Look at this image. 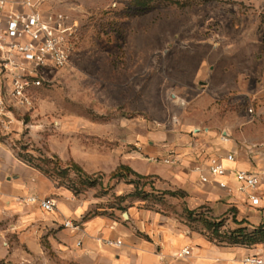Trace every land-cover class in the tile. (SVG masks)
I'll return each mask as SVG.
<instances>
[{
	"label": "rangeland",
	"instance_id": "rangeland-1",
	"mask_svg": "<svg viewBox=\"0 0 264 264\" xmlns=\"http://www.w3.org/2000/svg\"><path fill=\"white\" fill-rule=\"evenodd\" d=\"M34 1L44 13L67 14L77 24L78 37L69 61L43 76L29 104L8 100L13 115L6 128L0 126L14 154L50 171L58 164L51 176L39 171L93 202L92 215L112 204L120 220H128L125 212L145 209L174 216L220 247L244 254L256 248L229 240L239 225L232 210L202 207L189 214L178 187L157 175L136 187L119 180L122 193L132 194L119 201L112 185L118 179L110 178L114 170L88 173L78 160L116 162L114 144L89 132L96 126L118 127L121 138L133 136L128 144L139 159L177 173V160L163 158H177L178 133L208 144V130L248 121L250 107L264 111L257 99L264 88V0H152L145 6L138 0ZM71 162L94 183L85 185L86 177ZM67 167L68 174L59 173ZM219 221L218 233L209 224ZM6 237L0 248L6 247L12 259L0 261L72 264L62 261L46 233L40 246L22 242L12 231Z\"/></svg>",
	"mask_w": 264,
	"mask_h": 264
},
{
	"label": "crops",
	"instance_id": "crops-1",
	"mask_svg": "<svg viewBox=\"0 0 264 264\" xmlns=\"http://www.w3.org/2000/svg\"><path fill=\"white\" fill-rule=\"evenodd\" d=\"M257 99L263 102L264 108V88ZM247 113L248 121L239 119L228 123L219 132L215 128L208 130L212 138L208 144L199 139L194 142L178 133L177 173L166 169L163 174L166 171L163 167L139 159L129 146L133 136L126 133L127 136L121 138L118 127L109 130L96 126L89 132L114 144L111 153L117 158L116 162L103 157L95 163L81 160L78 163L88 173H110L118 165L126 164L139 174L153 175V178L157 175L166 179L167 186L178 187L187 209L206 207L216 213L232 210L239 220L238 227L253 228L264 223V177L257 191L259 204L253 205L238 190L234 173L239 169L260 171L264 168V121L252 119L248 110ZM223 132L229 135L227 140L222 139ZM3 133L0 126V246L8 243L6 234L12 231L18 233L22 242L37 246H40V236L46 233L52 249L62 261L72 264H243L241 259L246 255L264 256V244H258L245 254L244 251L236 252L212 243L174 216L158 212L136 209L130 214L125 212L128 220H120L115 212L117 207L111 204L92 215L93 202L55 184L19 159ZM229 153L234 154L233 160L227 158ZM213 155L221 157L229 170L220 178L228 183L229 190L220 188L216 181L203 183L195 170L198 166L205 169ZM118 182L112 183L118 190L116 196H127L122 201L131 198V191L122 193L123 187ZM32 195L54 198L55 210L45 213L38 203L26 201ZM67 219L74 220L78 228L65 227L63 223ZM107 240H121L122 243L115 245ZM184 248L190 249L189 255H180ZM6 251V247L0 248V258L12 259Z\"/></svg>",
	"mask_w": 264,
	"mask_h": 264
},
{
	"label": "built area",
	"instance_id": "built-area-1",
	"mask_svg": "<svg viewBox=\"0 0 264 264\" xmlns=\"http://www.w3.org/2000/svg\"><path fill=\"white\" fill-rule=\"evenodd\" d=\"M77 24L65 13H44L34 0H0V124L6 128L13 115L7 106L8 100L29 104L30 92L42 85V78L51 70L65 65L75 48ZM252 119L264 121V111L254 107L248 108ZM9 117V118H8ZM8 118V121L5 119ZM229 135L222 133V139ZM229 160L234 154H227ZM174 155L163 158L165 163L176 161ZM203 183L216 181L220 188L229 190L228 183L221 180L229 170L221 157L213 155L208 159L207 167L195 168ZM238 190L246 195L253 205H258L257 194L264 168L260 171L239 169L235 171ZM0 181V189H1ZM26 201L36 202L45 212L56 208V200L52 197L29 196ZM63 225L78 228L74 220L67 219ZM110 244L120 245L121 240H107ZM190 254L184 248L180 255ZM243 264H264L261 254H249L241 259Z\"/></svg>",
	"mask_w": 264,
	"mask_h": 264
},
{
	"label": "trees",
	"instance_id": "trees-1",
	"mask_svg": "<svg viewBox=\"0 0 264 264\" xmlns=\"http://www.w3.org/2000/svg\"><path fill=\"white\" fill-rule=\"evenodd\" d=\"M152 0H138L136 2V4L139 5H148L149 2ZM204 1H210V0H204ZM47 164L50 163H54L53 160L51 159H45L44 160ZM70 164H72V167L74 168V170H76V172L80 175H83L86 177V179L84 180V184L85 185H92L94 182L89 180V174H87L83 168L77 164L76 162H71ZM33 167H35L36 169L38 168V170L48 174L49 176H51L53 173H55V170L58 169V164L54 165L53 171H50V169H45L41 166H37V165H31ZM69 167L64 168L63 170H59V173H61L62 175H66L69 172ZM61 171V172H60ZM111 175V179L113 178H117L118 181L121 179H128L129 183L134 184V186L136 187L137 184L139 183V180L141 179H145L148 178L149 176L146 175H142L137 173L136 171H134L129 165L126 164H120L117 166V168L110 174ZM135 176V178H131ZM169 193H176V192H169ZM131 195V194H129ZM117 199L119 201L124 200L127 196H116ZM196 210H189V214H193V213H197L195 212ZM200 211V210H199ZM222 223L219 222H210L209 226L210 228H212L214 231L219 233V227ZM229 240H231V242L233 243H239V244H243V245H254V244H264V223L256 226V227H248V226H240L237 227L236 229H234L228 236ZM0 264H9V263H5L4 261H0Z\"/></svg>",
	"mask_w": 264,
	"mask_h": 264
},
{
	"label": "water",
	"instance_id": "water-1",
	"mask_svg": "<svg viewBox=\"0 0 264 264\" xmlns=\"http://www.w3.org/2000/svg\"><path fill=\"white\" fill-rule=\"evenodd\" d=\"M125 216H128V214H127V213H125Z\"/></svg>",
	"mask_w": 264,
	"mask_h": 264
}]
</instances>
